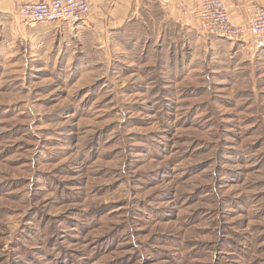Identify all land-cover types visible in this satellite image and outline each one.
Returning a JSON list of instances; mask_svg holds the SVG:
<instances>
[{
    "label": "rangeland",
    "instance_id": "374dc122",
    "mask_svg": "<svg viewBox=\"0 0 264 264\" xmlns=\"http://www.w3.org/2000/svg\"><path fill=\"white\" fill-rule=\"evenodd\" d=\"M85 22L0 12V264H264V46Z\"/></svg>",
    "mask_w": 264,
    "mask_h": 264
},
{
    "label": "crops",
    "instance_id": "0c3cea01",
    "mask_svg": "<svg viewBox=\"0 0 264 264\" xmlns=\"http://www.w3.org/2000/svg\"><path fill=\"white\" fill-rule=\"evenodd\" d=\"M32 1L40 0H0V12H17L22 3ZM225 1L233 21L238 25H244L249 21L256 6L264 7V0ZM90 2L92 12L89 19L99 26L105 25L107 29L114 28L121 33L132 29L129 28L131 24H144L147 26L142 32L146 33V36L150 37V33L155 31L159 40H164L163 37L168 33L171 23L181 25L182 29L199 28V0H90Z\"/></svg>",
    "mask_w": 264,
    "mask_h": 264
},
{
    "label": "built area",
    "instance_id": "2783aa9c",
    "mask_svg": "<svg viewBox=\"0 0 264 264\" xmlns=\"http://www.w3.org/2000/svg\"><path fill=\"white\" fill-rule=\"evenodd\" d=\"M18 14L26 24L66 21L85 22L90 16V0H40L22 3ZM200 30L214 37L244 40L253 36L257 46H264V7L256 6L249 21L236 24L225 0H199Z\"/></svg>",
    "mask_w": 264,
    "mask_h": 264
}]
</instances>
